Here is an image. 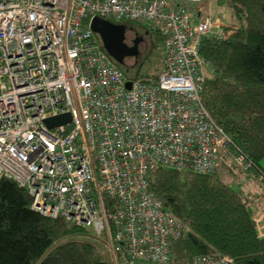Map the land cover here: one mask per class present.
<instances>
[{"label":"built area","instance_id":"2783aa9c","mask_svg":"<svg viewBox=\"0 0 264 264\" xmlns=\"http://www.w3.org/2000/svg\"><path fill=\"white\" fill-rule=\"evenodd\" d=\"M204 1L0 0V178L27 188L32 209L89 229L110 264L171 263L183 225L150 189L152 169L224 170L232 183L252 172L202 102L200 45L215 34ZM96 18L161 33L162 69L129 78L99 45Z\"/></svg>","mask_w":264,"mask_h":264},{"label":"trees","instance_id":"16d2710c","mask_svg":"<svg viewBox=\"0 0 264 264\" xmlns=\"http://www.w3.org/2000/svg\"><path fill=\"white\" fill-rule=\"evenodd\" d=\"M216 1L232 9L235 21L221 35L201 41L207 63L202 102L252 160L257 178L264 174V0ZM149 182L183 225L172 264H193L195 257L213 254L231 256L235 264H264V236L254 222L264 204V181L257 182L261 191L249 192L213 173L157 167ZM31 202L27 188L0 178V264H110L89 229L45 216Z\"/></svg>","mask_w":264,"mask_h":264},{"label":"rangeland","instance_id":"374dc122","mask_svg":"<svg viewBox=\"0 0 264 264\" xmlns=\"http://www.w3.org/2000/svg\"><path fill=\"white\" fill-rule=\"evenodd\" d=\"M210 1L213 7L214 20L218 18L223 22H227L224 24L219 22V25L223 24L221 25L220 32L210 35V36H219L222 33H224V31H222V28L225 27V24L229 25L228 23L235 21L233 18L234 17L233 12L231 8L227 6L225 7V5L219 6L217 3H215L216 0H210ZM122 26L125 28L127 27L125 43L128 46V48H126L123 51L124 61L123 63H120V65L118 66L122 70H124L126 74L130 76L131 79L142 78V77H146L149 75L157 74L160 71V69H162L163 62H164L165 40L162 38H158L153 33H150L147 35L143 27L144 25L141 23L124 21L122 23ZM137 29H140L141 33H145V35L147 36V39L144 43L139 44L137 46L136 54H131L130 48H133L134 46L133 37ZM261 166L264 169V159L261 161ZM252 172L254 173L253 170ZM252 172L251 171L249 173L243 172L242 175L240 174L234 175V176H240V177L234 178L233 183H232L233 178H230L232 175L227 173L228 177L225 178L224 170L218 172L216 175L219 176V178L222 179L225 183L227 184L232 183V186L235 187L236 189L241 188L243 191H249V192L261 191L258 187L259 186L257 183L258 181L255 180L256 176H253ZM259 174L260 173H258L257 176ZM262 195L264 197L263 191H262ZM263 208H264V204L257 210V213L262 214V215H259L260 226L262 228L261 229L257 228L259 233H261V230H262V234L260 236H264V221H262V216L264 215ZM256 218H258V216H256ZM99 253L103 257L105 256V251L102 250L101 248L99 249ZM170 264H172V261Z\"/></svg>","mask_w":264,"mask_h":264},{"label":"water","instance_id":"95a60500","mask_svg":"<svg viewBox=\"0 0 264 264\" xmlns=\"http://www.w3.org/2000/svg\"><path fill=\"white\" fill-rule=\"evenodd\" d=\"M93 29L96 32H99L102 36H105L104 33L110 36V43L112 47L106 42V49L107 52L117 61L118 63H123V57H122V50L124 51L128 46L122 45L123 37L125 36V29L122 25H114L109 20H103L102 18H96L93 21ZM137 43L138 39H134V46L131 49V54L137 53ZM117 47L118 50L114 51L113 48ZM121 53L120 57H117V55ZM128 86H130V82L128 83ZM70 114H60L57 116L48 117L45 119V122L50 125H57L60 123H65L70 120Z\"/></svg>","mask_w":264,"mask_h":264},{"label":"flooded vegetation","instance_id":"af4514ba","mask_svg":"<svg viewBox=\"0 0 264 264\" xmlns=\"http://www.w3.org/2000/svg\"><path fill=\"white\" fill-rule=\"evenodd\" d=\"M110 22L112 24H114V25H122V23H123V22H115V21H112V20ZM127 22H129V21H127ZM123 28L125 29V36L123 37L122 45L123 46H127L126 43H125L126 34H127V27L126 28L123 27ZM144 30H145V32H146L147 35L150 34L149 33L150 31L147 30L145 27H144ZM94 32H95V37H96L99 45L101 46V48H103L107 52V49H106V46H105L106 45V42L112 47V45L110 43V41H111L110 36L107 35L106 33H104L105 36H102L99 32H96V31H94ZM133 39H138V43H137V46H138L139 44H142V43H144L146 41L147 36L145 35V33H141L140 29H137V31L135 32V35H134ZM133 44H134V40H133ZM113 50L114 51H117L118 48L114 46ZM123 54L124 53H123V50H122V57H123ZM120 56H121V53H119L117 55V57H120ZM113 60H115V59H113ZM115 62L117 63V61H115ZM117 64L120 65V63H117Z\"/></svg>","mask_w":264,"mask_h":264},{"label":"crops","instance_id":"0c3cea01","mask_svg":"<svg viewBox=\"0 0 264 264\" xmlns=\"http://www.w3.org/2000/svg\"><path fill=\"white\" fill-rule=\"evenodd\" d=\"M215 3H217V1H215ZM201 7H202V10H201V14H210L211 15V17H212V19H213V21H214V27H213V31H214V33H219L220 32V29H221V25H223L224 23H227V22H223V21H221L220 19H216V20H214V18H213V7H212V4H211V1L210 0H206V1H204L203 3H202V5H201ZM207 7V8H206ZM234 18V17H233ZM219 22H221V23H223V24H221V25H219ZM229 25H231L232 24V22H230V23H228ZM227 24H225V26H226ZM229 25H227V26H229ZM219 29V30H218ZM218 30V31H217Z\"/></svg>","mask_w":264,"mask_h":264},{"label":"clouds","instance_id":"9594fccd","mask_svg":"<svg viewBox=\"0 0 264 264\" xmlns=\"http://www.w3.org/2000/svg\"><path fill=\"white\" fill-rule=\"evenodd\" d=\"M258 234H259V232H258ZM260 235V234H259Z\"/></svg>","mask_w":264,"mask_h":264}]
</instances>
